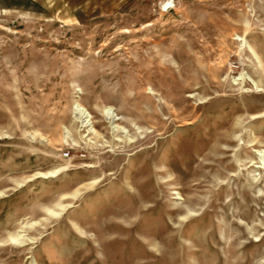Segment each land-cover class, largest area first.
Here are the masks:
<instances>
[{
    "label": "rangeland",
    "instance_id": "1",
    "mask_svg": "<svg viewBox=\"0 0 264 264\" xmlns=\"http://www.w3.org/2000/svg\"><path fill=\"white\" fill-rule=\"evenodd\" d=\"M0 264H264V0H0Z\"/></svg>",
    "mask_w": 264,
    "mask_h": 264
}]
</instances>
